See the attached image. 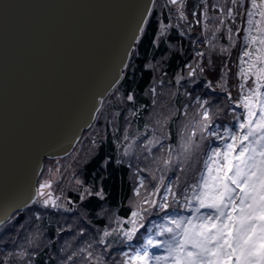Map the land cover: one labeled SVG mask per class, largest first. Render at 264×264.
Returning <instances> with one entry per match:
<instances>
[{
  "label": "trees",
  "instance_id": "trees-1",
  "mask_svg": "<svg viewBox=\"0 0 264 264\" xmlns=\"http://www.w3.org/2000/svg\"><path fill=\"white\" fill-rule=\"evenodd\" d=\"M156 1H153L141 35L122 71V77L107 96L112 91H120L123 107L133 111L131 124L141 130L145 122L144 112L150 105L147 91L152 85L154 68H156L160 83L166 84L167 90L172 93L169 98L163 97V101L166 103L168 101L169 105L179 110L190 102L201 104L202 97H206L204 104L212 103L214 106L208 108V113L211 114L208 132L219 128L221 133L234 120L232 118L227 120V112L230 110L224 97L219 93H209L205 81L219 90L235 93L238 81L236 77L238 47L236 46L242 41L246 32L243 23L246 18L244 6H247V0H236V3H233V0H181L184 2L183 9L188 14V18L183 17L181 21L174 16L168 19L167 11L170 8L163 0L160 8L154 9ZM220 6L227 8L221 10ZM209 9L215 11V16L211 15ZM228 9L232 10L231 16L228 15ZM204 15L208 17L205 18ZM200 16H203L202 22L207 31L201 29ZM160 20L169 22V25L165 24L166 31L158 35ZM191 26H194L192 30L188 29ZM192 41L199 46H193ZM207 41L210 43L207 44ZM169 44L172 46L171 49L168 48ZM191 46L193 48L190 50ZM196 48L199 52L194 62L196 70L191 72L192 81L189 82L182 77L175 83L176 74L181 72L186 61L195 56L193 50ZM188 76L191 77L189 74ZM129 95L133 97L132 100L128 99ZM123 107H118L117 118H121L120 116L125 112ZM212 109H216L217 112L212 114ZM182 115L181 109L178 113L170 114L166 122L167 139L171 143L177 140L176 131L180 126L178 119ZM116 127L121 128L119 124ZM116 136L115 129L110 131L106 128L102 136L96 137L95 141L92 140L90 150L78 164L79 178L75 189L68 190L64 197H61V194L54 195L56 206L52 204L45 206L41 204L42 202L34 200L0 225V264H59L61 261L59 253L69 252L62 239L67 237L77 244L81 242L76 229L82 230L80 235L88 234L91 230V236L96 238L106 226L111 225L114 228L115 232L112 233L114 236H106L105 243H109L108 254L102 253L100 256L109 262L106 264L119 263L120 252L116 249L131 251L135 246L142 245V239H145L146 234L142 231L143 228H138L136 236L129 242L117 234L119 228L116 220L106 221L102 214L111 211L114 217L121 218L123 220L121 222L125 223L124 219L130 212V206L127 204L132 189L130 169L119 157L118 146L113 139ZM80 139L76 143L77 146ZM147 234L149 235V232ZM15 240L24 246L20 249L12 246ZM98 242L100 243V240ZM33 243L34 245H31ZM115 243L119 245H112ZM30 246L34 249L30 250ZM14 251L19 252L17 257L12 256ZM58 254L59 258H57Z\"/></svg>",
  "mask_w": 264,
  "mask_h": 264
},
{
  "label": "water",
  "instance_id": "water-1",
  "mask_svg": "<svg viewBox=\"0 0 264 264\" xmlns=\"http://www.w3.org/2000/svg\"><path fill=\"white\" fill-rule=\"evenodd\" d=\"M55 1L0 0V186L10 188L0 199V223L35 199L43 159L70 153L93 123L152 4L140 0L133 9V0H70L63 7ZM48 10L57 18V35L44 30ZM130 15L137 28L123 40ZM119 54L115 75L102 84L109 60L115 64ZM100 66L102 73L92 72Z\"/></svg>",
  "mask_w": 264,
  "mask_h": 264
},
{
  "label": "snow or ice",
  "instance_id": "snow-or-ice-1",
  "mask_svg": "<svg viewBox=\"0 0 264 264\" xmlns=\"http://www.w3.org/2000/svg\"><path fill=\"white\" fill-rule=\"evenodd\" d=\"M170 2L175 4L177 0ZM252 8H258L262 23L257 28L258 35L245 37L243 57L248 59L242 58L241 63H246L247 68L242 66L238 73L242 95L237 102L243 112L235 117V130L224 128L225 136L219 135V128L208 133L216 140L227 138V142L204 154L200 172L194 182L184 185L183 192L174 190L171 181H161L172 195V202L181 203L177 197L182 196L181 207L191 214L180 215L172 208L173 214L163 218L165 223L148 229L149 235L140 247L133 253H124L123 264H264V0H260L259 7L252 0ZM253 14L248 12L249 32ZM228 15H232L231 9ZM128 99L133 97L129 95ZM203 117L209 120V113L204 111ZM185 172L184 168L180 170L178 182ZM50 187L48 181L40 184L39 195L43 196L44 189ZM159 190L158 187L156 192ZM43 203L56 206L51 199ZM150 203L160 211L172 207L167 195L159 203ZM202 209L208 211L201 212ZM137 217L140 212L133 211L127 221L132 227L123 233L129 242L137 234ZM153 232L156 237L165 238L155 239ZM108 235L105 231L104 237ZM104 242L101 237L100 243ZM149 249H163V254Z\"/></svg>",
  "mask_w": 264,
  "mask_h": 264
},
{
  "label": "rangeland",
  "instance_id": "rangeland-1",
  "mask_svg": "<svg viewBox=\"0 0 264 264\" xmlns=\"http://www.w3.org/2000/svg\"><path fill=\"white\" fill-rule=\"evenodd\" d=\"M163 2L167 7L170 8L167 11L168 19L173 16L179 18L178 21L183 20V17L188 18V14H186L183 9L184 2H181V0H177L175 4L171 3L170 0H163ZM161 4L162 0H157L154 9H159ZM256 4L259 7L260 0H256ZM226 8L227 7L225 6H220L221 10H224ZM244 8V13L246 15L243 23L244 31H246V29H249L248 12L250 10L254 13L252 16L253 24L251 27V31H246L244 34V38L242 39V41L238 42V45L236 46L238 47V54L236 57V77L238 78V81L236 83L235 93L232 94L227 90H219L218 88L211 85L208 81H205L209 93H219L224 97L225 102L228 104L230 110L229 112H227V120L231 118L234 120L230 126H227V128L233 130H235V117L243 112L242 108L237 107V102L240 100L242 95V91L239 88L242 80L238 73L240 72V68L242 66L247 68L246 63L243 65L241 63L242 58L245 61L248 59L247 57H243V52L247 47L245 44V37L248 35H258L257 28H259L262 23L258 8H252V0H247V6H244ZM208 11L211 12L212 16H215V11H210V9ZM204 17L207 18L208 16L204 15ZM203 20V16H200V21L202 23L201 29L207 31L208 29H206L205 24L202 22ZM165 24L169 25V22L165 23L161 20L159 21L158 35L166 31ZM193 27L194 26L188 27V29L192 30ZM209 43L210 41H207V44ZM192 45L196 47L199 46V44L195 43L194 41H192ZM193 46L190 47V50L193 48ZM168 48L171 49L172 46L169 44ZM220 48L221 47H219V49ZM193 51L195 53V56L191 60L186 61L187 63L182 68L181 72L176 74L174 79L175 83L179 78L182 77L186 78V80H188L189 82L192 81V75L191 77H189L188 74L196 70L194 62L199 49L196 48ZM248 84H251V79H249ZM166 87V84L162 85L160 83V80L158 79V73L156 71V68H154V78L152 81V85L147 91L150 105L148 106V110L144 112L143 117L145 122L144 127L140 128L141 130L136 129L131 124V121L134 117L133 111L128 109L127 107H123L124 104L121 100L122 96L120 94V91H112L113 93L111 92V94L104 100L102 108L98 116L94 120L95 122H93L92 125L83 132L78 146L75 145L72 151L63 157L45 160L37 187L39 189L40 184L45 183V181H48L51 184V187L44 189L43 196L39 195V192L37 191L38 195L35 197V200L42 202L41 204L44 205L43 201L45 199L54 200V195L56 194H61V197H64L67 194L68 190H74V187L78 183L77 178H79L77 177V175L79 174V170L77 169V167H79L78 164L85 158V153H88L87 151L90 150L89 148H91V144L93 143L92 140L95 141L96 137L100 135L102 136L103 131L107 128L110 131L115 129V132L117 133V136L115 138L113 137V139L118 146L120 159L129 166L130 180L132 181L131 195L127 201V204L130 206V212L128 214V217L124 219L125 223L121 222L123 221L121 218L114 217L111 211H106V213L100 211L102 212V214H104V218L106 219V221L110 222V220H116V224H118L117 227L119 228V232L116 230L117 234H119L121 238L126 239L123 233L130 230L132 227V225L130 223H127V221H129V219L131 218L133 211L140 212V217H137L136 227L137 229L143 228L142 231H145L146 233L145 237L148 235L147 232L149 228H152L157 224L165 223L163 218L165 214H173L172 208H175L176 212L180 215H190L191 213L189 211H186L181 207L183 197H177V200H179L181 203H173L172 195L166 192L164 187L161 186V181L163 180L164 184H167L169 181H171L174 185V190H176L177 192H183L184 185L186 183L190 184L194 182L196 176L200 172L203 166V160L205 158L204 154L210 151L211 147H222V144L224 142H227V138H225V141H220L216 140L214 136L208 135V124L211 114L209 115V120H205L203 117V113L204 111L208 112V108L212 107L213 105L212 103L204 104V101L207 98L202 97L203 100L201 103L204 105L203 108L200 107V104H196L195 102L193 104H191V102L185 104L190 105L187 107L183 105V107L181 108L183 115L182 117H180V119H178L180 122V126L176 131L177 140L174 143H171L170 140L167 139L168 132H166V122L169 120L168 117L170 114H173L174 112L178 113V111H180L181 109L178 110V108L169 105L168 101L167 103L163 101V97L169 98L172 95V93L167 90ZM245 91H247V88H245ZM184 98L186 99V97ZM118 107H123V109L125 110V112L120 116L121 118L116 117L118 114ZM185 109L188 110L186 111ZM211 112L213 114L217 111L216 109H212ZM117 124L120 125V129L116 127ZM219 135L225 136L224 130L219 133ZM186 148L187 151H185ZM182 168L186 169V172L178 182L177 175ZM158 187L160 188V190L157 193L156 189ZM165 195L168 196L169 203L172 204L171 208L160 211L159 208L153 207L151 205L150 202L152 200H156L159 203L162 201ZM145 201H148V203H146ZM207 211L208 210L205 209L201 210V212ZM141 225L143 226L141 227ZM76 230L78 236H80L81 238V242L77 244L75 242H72V240L67 239V237H64L62 241H64L69 252L59 253L61 259L59 264H106V262L108 261L100 256L102 253L108 254L109 243L106 244L104 242L103 244H100L98 241L101 240V237H103L104 241H106V237H104L105 231L109 232L108 236H114L112 235V233L115 232L114 228H112L111 225L110 227L106 226V229L103 230L101 234H99V237L97 236L96 238L95 236H91V230L88 231V234L83 235H80L82 233V230ZM77 233L75 232L76 235ZM153 236L155 239L165 238L156 237L155 235ZM59 241H61V239ZM143 242L144 239H142V244ZM31 245H34V243ZM112 245L119 244L115 243ZM12 246H16L20 249L24 245L21 244V242H18V240H15ZM140 246L141 245L135 246L131 251H127L125 249H116L120 252L118 264H123V261L126 259L124 257L125 252L133 253L134 249ZM33 249L34 248H31L30 246V250ZM149 251L155 254H163V249H149ZM18 253L14 251V255L12 254V256L17 257ZM59 254L57 255V258H59ZM67 256H71L72 259L69 260Z\"/></svg>",
  "mask_w": 264,
  "mask_h": 264
},
{
  "label": "bare ground",
  "instance_id": "bare-ground-1",
  "mask_svg": "<svg viewBox=\"0 0 264 264\" xmlns=\"http://www.w3.org/2000/svg\"><path fill=\"white\" fill-rule=\"evenodd\" d=\"M70 0H56L55 1V4L56 5H58V6H63V7H66L65 5H67L68 4V2H69ZM134 1V6H132L133 7V9L137 6V3L138 2H140V0H133ZM133 1H131L132 3H133ZM153 1L154 0H152V4H151V6H150V11H151V8H152V5H153ZM36 7H38V8H43L41 5H35ZM87 6L88 7H90V5L87 3ZM53 10H55V8H53ZM40 12H41V14L43 13V14H47L46 12H44V11H41V10H39ZM49 11V14H50V16H51V21H50V23L47 25V27L44 29L45 31H46V34H55V35H57L60 31H57V27H56V22H57V18L55 17V14H53V12L51 11V10H48ZM150 11H149V13H150ZM149 15V14H148ZM131 16V15H130ZM127 16L126 17V20H130V29L129 30H126V32L124 33V31L123 32H121V33H123L122 34V36H123V40H125V39H127V38H131L133 35H134V33H135V30H136V28L134 29L133 28V26H134V23L136 22V20H135V16ZM125 21V20H124ZM137 23V22H136ZM144 27V26H143ZM118 28H119V26H118ZM143 29V28H142ZM50 32V33H49ZM142 32V31H141ZM47 35V36H48ZM141 35V34H140ZM140 35H139V37H140ZM117 36H118V39H120V37H119V34H117ZM114 37V36H113ZM139 37H137L136 38V42L138 41V39H139ZM135 42V43H136ZM135 43L133 44V46H132V49H133V47H134V45H135ZM132 49H131V51H132ZM124 50H125V48H124ZM131 51H130V53H131ZM121 55L119 54V56L117 57V59H116V63L114 64V61H115V59H113V60H111V62H110V60H109V64H108V66H106V76H104L103 75V79H102V84L104 83V80L106 79V77L107 76H112V75H115V72H116V64H117V61H119V57H120ZM129 56H130V54H129ZM107 64V63H106ZM114 64V65H113ZM96 69V71H92L93 73H100L101 72V70L103 69L101 66H100V68H95ZM102 73V72H101ZM104 77H105V79H104ZM93 80V79H92ZM91 80V81H92ZM102 84H98L99 86H101ZM117 84V83H116ZM92 85V84H91ZM90 89H92V87H89ZM114 88V87H113ZM112 88V89H113ZM111 89V90H112ZM110 90V91H111ZM110 91L107 93V95L110 93ZM106 95V96H107ZM106 98V97H105ZM104 98V99H105ZM104 101V100H103ZM103 103V102H102ZM101 106H102V104H101ZM101 106L99 107V109L97 110V112H96V114H95V117H94V119L96 118V115H97V113H98V111L100 110V108H101ZM94 122V121H93ZM92 125V124H91ZM90 125V126H91ZM89 128V127H88ZM86 130V129H85ZM45 159H51V158H45ZM45 159H43V163H44V160ZM42 169H43V166H42ZM41 172H42V170H41ZM40 175H41V173H40ZM40 175H39V177H40ZM39 177H38V179H37V181H36V196H37V183H38V180H39ZM7 190V191H6ZM6 190L5 189H3L1 186H0V199L2 200V202L3 201H5V199H2V196H4V195H8L9 194V191H10V188H6ZM9 197V196H8ZM35 199H33V201H34ZM32 201V202H33ZM1 202V203H2ZM31 202V203H32ZM30 203V204H31ZM29 204V205H30ZM14 215V214H13ZM10 218V217H9ZM8 218V219H9ZM7 219V220H8ZM1 224H3V223H0V225Z\"/></svg>",
  "mask_w": 264,
  "mask_h": 264
}]
</instances>
